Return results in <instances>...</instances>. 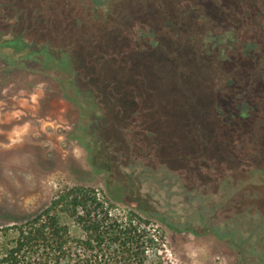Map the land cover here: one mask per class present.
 <instances>
[{"label":"trees","instance_id":"1","mask_svg":"<svg viewBox=\"0 0 264 264\" xmlns=\"http://www.w3.org/2000/svg\"><path fill=\"white\" fill-rule=\"evenodd\" d=\"M16 1L0 5L15 8ZM40 1L41 9L15 8L6 18L16 24L22 11L33 21L42 15L45 27L37 30L49 36L39 49L59 63L68 57L71 69L81 72L97 106L109 109L106 125L127 145V151L114 153L118 166L157 201L148 210L133 202L120 216L95 187L70 186L32 215L0 221V264H175L166 259L165 236L150 216L174 230L226 241L239 263L264 264V208L258 202L264 198V0H150L161 12L156 25L133 23L123 29L124 47L109 44L94 53L70 35L86 21L83 13L107 19L103 8L117 0ZM192 13L200 15L193 21L206 20L212 29L181 42L214 66V102L206 107L195 94L197 120L193 116L182 130L158 129L154 111L165 99L133 68L128 54L178 35ZM30 30L25 27L16 38L22 41ZM78 50L82 66L75 60ZM169 131L186 143L180 150L188 147L182 167L169 166L161 155L172 140Z\"/></svg>","mask_w":264,"mask_h":264},{"label":"rangeland","instance_id":"2","mask_svg":"<svg viewBox=\"0 0 264 264\" xmlns=\"http://www.w3.org/2000/svg\"><path fill=\"white\" fill-rule=\"evenodd\" d=\"M5 2L8 0H0V4ZM42 5L40 0H17L14 7L39 10ZM15 8L0 5V221L26 218L76 184L95 187L120 216L133 209V202L146 210L153 207L157 200L147 195L146 186L117 164L114 153L127 151V145L115 128L106 125L109 109L97 106L95 95L86 88L81 72L71 69L68 57L59 63L39 49L49 36L38 33V27H45L40 22L42 15L33 21L22 11L20 22L14 24L15 19L6 17L14 16ZM105 9L107 19L80 14L87 19L70 35L74 42H86L88 53L109 44L124 47V28L136 22L156 25L161 13L150 0H117ZM199 16L192 13L188 22H182L178 35L163 37L154 48L128 54L133 68L165 99L154 111L158 129L171 125L182 130L180 125L188 124L193 116L197 120L195 94L205 99L206 107L213 105L214 66L203 63L194 46L181 42L186 35L201 37L212 29L206 20L193 21ZM25 27L32 30L21 41L16 35ZM82 53L78 50L75 55L79 66L83 65ZM164 118L166 125L161 122ZM187 150L178 152L184 165ZM167 163L173 168L184 166ZM258 202L264 208V198ZM140 212L149 217L145 210ZM150 219L165 236L164 255L170 262L243 264L224 240L174 230L152 216Z\"/></svg>","mask_w":264,"mask_h":264},{"label":"crops","instance_id":"3","mask_svg":"<svg viewBox=\"0 0 264 264\" xmlns=\"http://www.w3.org/2000/svg\"><path fill=\"white\" fill-rule=\"evenodd\" d=\"M202 98V97H201ZM205 100V99H203ZM211 101L206 100V101ZM170 130V129H169ZM168 137L171 138L172 140L168 143H166L164 146L161 148V154L164 155L169 163L173 166H182L183 164V158H181V155L179 150L184 147V142L181 136L178 133H175L172 131H169V134L167 133Z\"/></svg>","mask_w":264,"mask_h":264}]
</instances>
